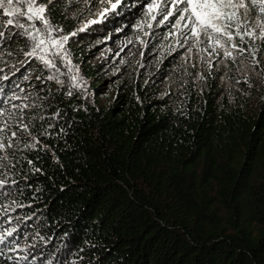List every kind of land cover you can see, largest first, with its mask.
Segmentation results:
<instances>
[{
  "label": "trees",
  "instance_id": "obj_1",
  "mask_svg": "<svg viewBox=\"0 0 264 264\" xmlns=\"http://www.w3.org/2000/svg\"><path fill=\"white\" fill-rule=\"evenodd\" d=\"M40 1L69 38L100 7ZM133 1L117 13L135 24L152 0ZM15 33L0 35L15 53L0 55V264H264V89L250 114L220 69L186 73L176 55L113 81L76 42L85 84L69 88Z\"/></svg>",
  "mask_w": 264,
  "mask_h": 264
},
{
  "label": "rangeland",
  "instance_id": "obj_2",
  "mask_svg": "<svg viewBox=\"0 0 264 264\" xmlns=\"http://www.w3.org/2000/svg\"><path fill=\"white\" fill-rule=\"evenodd\" d=\"M54 1L51 0V3ZM61 1L78 7L85 6L92 0ZM245 2L247 3L248 0ZM153 3L154 0L147 4L142 10V17L132 24L122 20V15L119 16L117 11L124 14V7L134 8L138 3L133 0H100V7L96 14L92 17L82 14L78 20V22H82L81 26L74 25L75 29L80 30L79 34H72L69 38L60 27L50 20L47 4L40 0H33L34 8L45 7L43 16L47 20V24L35 17L28 19L27 16L31 13L8 17L4 15L3 9H0L3 16L0 33L12 31L14 37L16 36L15 32L21 33L28 42H31L29 49L26 50L28 54L35 50L36 55L33 56L51 70V78L69 88L74 87V84H85V79L80 74L81 69L78 62L76 63L74 60L69 46L72 42L84 43L82 47L86 56L85 62L82 64H85L86 61L93 67L104 64L106 76L113 81L122 79L134 82L143 76L152 77L159 68L165 69V65L162 63L167 55H176L177 59L172 62L178 61L179 58L178 62L186 73L187 70L195 68L196 71L201 72L200 74H206L212 66L220 69L218 82L222 85V95L234 98L238 93L241 96L244 94V105L250 114H255L264 89V30L258 26L264 24L262 21L264 14L261 15L259 7L249 4L247 17L241 16L243 23V27L240 29L241 34L247 31L252 35H244L241 40L239 36H235L233 25L229 30L233 32L234 39L228 41L227 37H221L220 44L223 45L221 47L220 44H216L215 39H209L203 33L198 37H193L189 21L185 20L177 24L176 21L182 13L176 11L172 0H155V3L160 4L161 8L149 11V5ZM113 4H116L115 8L112 7ZM120 5L123 7L120 8ZM19 7L22 12L27 13V3H24L23 0ZM180 7L183 8L184 5L181 4ZM166 11H174L176 14L165 21L163 16ZM113 12H115L114 17L111 15ZM239 12L243 13L244 10L240 9ZM8 19H12L13 24L9 25ZM75 19L76 17L72 20L74 23ZM165 24H168L167 27H170V30L165 31ZM185 24H189V27H185ZM8 28H12V30H8ZM128 29H130V33ZM94 30L100 31V33L91 35ZM64 37H67V40H64ZM41 39L45 43L37 47ZM54 41H61L62 46L55 45ZM166 41H168L167 46L157 47L159 43L164 44ZM233 44L237 47H233ZM11 46V41L2 40L0 36V55L7 52L13 56L15 53L7 51ZM241 49L243 51H240ZM225 50L230 51L231 56L225 55ZM16 54L19 56L14 61L16 64L23 63L20 61L22 59L27 63L26 56L21 58V53L17 52ZM40 57L51 61L55 66L46 65ZM5 73L4 69H0V77L6 76ZM23 78L26 77L22 72L20 79ZM157 78L160 80L161 75L156 77L153 83L157 82ZM26 85L27 83L23 82L19 86V88L22 87V96L26 95ZM101 100L104 101V97ZM42 261L43 259L38 257L36 264Z\"/></svg>",
  "mask_w": 264,
  "mask_h": 264
},
{
  "label": "snow or ice",
  "instance_id": "obj_3",
  "mask_svg": "<svg viewBox=\"0 0 264 264\" xmlns=\"http://www.w3.org/2000/svg\"><path fill=\"white\" fill-rule=\"evenodd\" d=\"M24 3H27V13L22 12L19 5L22 3V0H0V9H3L4 15L8 17H16L28 15V19H32L33 17L43 21L47 24V20L44 18L43 13L45 12L44 6H39L34 8L33 0H23ZM172 4L174 5L176 11L182 13L178 19L177 24L182 21H189L191 34L193 37H198L201 33L208 36L209 39H215L216 44H220L221 37H227L228 41H232L234 39L233 32L230 31L234 25L235 27V36H239L241 40H243L244 35H252L251 32L245 31L241 34V27H243V23L241 21V16L247 17L249 4L253 7L258 6L260 13L264 14V0H248L246 3L245 0H172ZM183 4L184 7L181 8L180 5ZM113 8L116 7V4L112 5ZM161 5L154 3L149 5V11L153 9H160ZM243 9L244 12L240 13L239 10ZM176 13L174 11H166L164 12L163 19L166 21L169 17L174 16ZM155 19V17H153ZM7 23L9 25L13 24L12 19H8ZM21 27L23 25H20ZM264 30V24L258 25ZM185 27H189V24H185ZM218 34V35H216ZM3 35V33H0ZM67 40V37L63 38ZM45 41L41 39L39 41L40 45H43ZM55 45L62 46L61 41H54ZM223 47L222 44H220ZM233 47H237L233 44ZM215 51V48H213ZM240 51H243L241 49ZM231 52L225 50V55L231 56ZM31 55H36L35 50L31 53ZM41 60H44V57H40ZM46 65L55 66L51 61L44 60ZM24 130H27V126H23ZM13 136L16 135L15 132L12 133ZM35 145H32L34 147ZM8 147H11L9 144ZM5 148V144L0 142V150ZM11 235V233H8ZM0 243H3V238H0Z\"/></svg>",
  "mask_w": 264,
  "mask_h": 264
}]
</instances>
